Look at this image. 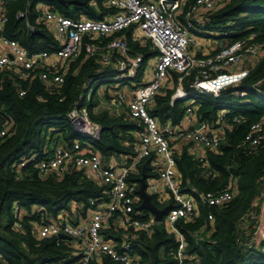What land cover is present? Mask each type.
Masks as SVG:
<instances>
[{"label": "trees", "instance_id": "1", "mask_svg": "<svg viewBox=\"0 0 264 264\" xmlns=\"http://www.w3.org/2000/svg\"><path fill=\"white\" fill-rule=\"evenodd\" d=\"M67 1L76 3L69 8L71 6L64 7L55 0H0L7 17L4 35L19 42L30 52L53 51L57 43L52 30L43 23L37 24L40 19L38 5L49 4L53 11L72 19L83 15L89 19L102 20L112 12L105 7V0H93L95 8L89 5L92 0ZM25 11L27 21L36 28L33 33L25 26V20L17 17ZM201 28L205 33L197 35L193 32L195 37L225 32L226 36L219 35L225 43L247 39L260 45L263 52L260 61L253 67L243 69L236 79L221 85L218 98L192 95L171 103L178 86L190 92L197 71L183 77L180 83V75L169 72L167 90L163 93L159 91L148 108V114L160 125L169 121L173 126H180L187 108L194 109L197 123H206L213 130L223 125L219 150L203 149L204 163H199L190 155L191 144L169 142L174 150L181 189L194 188L215 193L221 191L231 177L236 178L238 194L230 203L220 209H211L199 203L195 218L188 222H177L188 245L185 264H264V245L258 249H248L247 245L236 241L238 236L247 238L250 234V228L241 230L239 223L250 211L257 197L259 180L264 175V146L254 152L244 153L238 145L250 126L264 118V101L253 95L235 97V92L245 89H258L264 93V83L256 86L264 77V0H226L207 16ZM131 31L126 29L117 36L127 41L132 55L143 56L144 67L145 62L154 57L156 52L149 43L133 40ZM67 66L59 88L42 82L38 77L39 71L26 80L8 71L1 79L0 128L7 120L12 128L8 135L0 138V263H78L79 256L73 253L71 240L56 237L38 239L33 226L42 219L54 220L61 212L70 213L72 204L76 205L78 211L84 212L90 207V199L107 197L108 188L87 179L82 171L61 177L51 174L41 178L35 168L40 159L51 153L53 145L62 143L69 146L74 141L85 140L75 131L67 117L75 103L86 106L90 119L101 128L99 139L92 141L90 148L101 156L104 163L114 156H134L129 144L136 141L133 133L137 125L127 118L126 110L113 104L104 110L99 109L103 100L108 103L112 101L107 90L97 95L96 89L115 76L112 67L101 66L95 59L85 58L83 54L68 61ZM141 76L140 69L135 79L123 80L121 84L140 85ZM222 76L214 75L212 79L215 81ZM20 91L24 92L23 96H19ZM87 95H91L88 101ZM220 113L223 114L221 121ZM234 118H239L240 122L233 123ZM33 156L36 158L32 161L30 159ZM24 161L28 162L20 166ZM142 173L147 179L156 178L149 159L139 164L138 173L131 175L129 182L139 188ZM153 203L157 205L155 200ZM14 204L24 212L20 217L13 216ZM209 214L214 218L211 223L213 232L208 239L203 237L200 241L195 236L206 225ZM147 218L143 214L137 216L141 221ZM126 231L123 235H130L131 231ZM123 235L122 231L117 234V241ZM132 246L138 256L136 264H174L175 240L162 224L154 225L150 236L138 232ZM91 264L116 263L103 257Z\"/></svg>", "mask_w": 264, "mask_h": 264}, {"label": "built area", "instance_id": "2", "mask_svg": "<svg viewBox=\"0 0 264 264\" xmlns=\"http://www.w3.org/2000/svg\"><path fill=\"white\" fill-rule=\"evenodd\" d=\"M226 0H105V7L112 10L102 20H93L80 15L77 19L63 16L52 10L49 4H40V19L50 28L55 37L57 47L53 51L30 52L19 42L4 35L7 17L0 5V82L4 73L14 72L19 79L26 80L39 71V79L55 88H59L68 70V61L84 55L95 59L101 66L112 67L115 82L135 79L140 69L143 56L132 55L127 41L117 34L131 29L133 40L149 43L156 54L151 65L149 79L135 87L129 99L122 91L116 92L113 105L125 109L127 118L137 124L135 142L132 144L134 156L120 157L119 162L109 159L104 163L101 156L90 148L92 141L100 137L101 128L89 116L86 106L75 103L67 117L75 131L84 141H74L69 146L62 143L53 145L50 154L40 159L35 168L39 177L46 178L50 174H71L82 171L84 176L99 182L108 188L104 199H90V206L95 213L80 223L73 224L61 213L54 220H40L35 225L38 239L65 235L73 242V253L79 256L77 264H91L103 257L116 264H136L137 253L133 252L132 242L137 239V233L147 236L152 233L153 221L137 219L136 205L137 185L129 182L131 175H136L139 164L149 159L152 171L168 192L172 208L167 211L164 220L165 229L175 238L173 254L174 264H185L187 261V243L177 227L179 220L191 221L198 213V204L211 209H220L230 203L238 194L236 178L231 177L227 185L218 192L205 193L194 188L181 189L175 167L174 150L169 142L182 141L190 145V155L199 163H204L202 149L218 151L223 133L222 124L218 129H211L206 123H197L194 109L187 108L183 117L184 128L170 123L160 125L148 114V108L154 97L168 81L169 72H175L180 77V83L188 74L197 71L190 85V92H184L181 87L175 89L171 103L185 100L192 95H209L218 98L221 85L212 79L222 73L232 74L245 66L253 67L262 57V48L256 43L242 39L233 43L226 42L215 53L196 58L189 49L196 43L193 32L202 35L201 28L208 15L214 12ZM89 5L95 8L92 0ZM27 12L19 13L18 18L25 20V26L30 32H35V26L27 21ZM226 36L225 32L218 33ZM264 83V77L256 86ZM24 92L20 91L19 96ZM253 95L264 101V93L258 89H245L235 92V97L245 98ZM220 121L223 114H219ZM182 121V122H183ZM239 118L233 123L238 124ZM195 123V124H194ZM198 126V128H197ZM8 120L0 128V138L11 131ZM221 129L222 133L218 130ZM264 146V118L253 123L244 135L238 148L244 153H251ZM46 153H44L45 155ZM36 157H31L34 160ZM24 161L20 166H24ZM146 192L157 202H162L160 191L153 184L146 186ZM12 213L15 218L22 214L20 207L14 204ZM118 216L119 227L130 230L131 233L121 243H114L102 236L103 229ZM213 215L207 216V223L202 231L213 232ZM241 230L250 228L247 238L238 236L237 243L247 245L248 249H258L264 245V175L259 180L257 197L240 223ZM196 239L203 237L197 234ZM59 239V238H58ZM264 247V246H263ZM78 251V252H77Z\"/></svg>", "mask_w": 264, "mask_h": 264}, {"label": "crops", "instance_id": "3", "mask_svg": "<svg viewBox=\"0 0 264 264\" xmlns=\"http://www.w3.org/2000/svg\"><path fill=\"white\" fill-rule=\"evenodd\" d=\"M69 7V6H68ZM209 37H200V36H196L195 39H196V43H195V46L194 47H191L189 49V53L195 57H205V56H208V55H211L213 53H215L216 51H218L221 46L223 44H225L224 40L220 39L219 37V34L217 32L215 33H209ZM133 39V38H132ZM0 50H2L0 48ZM155 57V56H154ZM154 57L152 58H149V60L147 62H150L149 65L147 66V63L144 64V67H140L141 69V73H142V76H141V81L139 82V84H143L145 83L149 77L152 75L151 74V63H153L154 61ZM249 67L248 65L245 66V68ZM139 69V70H140ZM242 70L241 69H238V73H240ZM216 83V82H215ZM122 85V84H121ZM138 85V84H137ZM136 84H131L130 83V86L129 85H125L123 84L121 87V90L119 91H122L124 93V95L126 96V99H129L131 93L133 92V90L135 89V87L137 86ZM166 85L167 83L162 87V89L160 90L161 93H163L166 89ZM108 91V94L110 95V92L112 90L110 89H106ZM182 91L186 92L185 89L181 88ZM118 92V91H117ZM160 93V94H161ZM150 107V106H149ZM197 122V121H196ZM167 123H170L169 121ZM166 123V124H167ZM136 124V123H135ZM171 124V123H170ZM195 124V123H194ZM137 125V124H136ZM172 125V124H171ZM137 127V126H136ZM186 127V125H185ZM220 133H222L221 129L218 130ZM133 136L135 137V132L133 133ZM131 145V148H132V144H129ZM133 150V149H132ZM203 150V149H202ZM203 154V152H202ZM120 157H111L110 159H114L115 162L117 163L119 160ZM122 158V157H121ZM124 158V157H123ZM153 172V171H152ZM138 173V171H137ZM154 174H156L155 172H153ZM146 178V176H145ZM149 184H153L154 186H156V188L160 191L161 193V196H162V202L159 203L155 200V203L157 205H154L159 208V209H163L164 207L168 206L171 204V199H170V196L168 194V192L165 191V189L163 188L162 184L159 182V180L157 179V175H156V178H152V179H147L146 178V186L149 185ZM150 196V195H149ZM138 197V196H137ZM151 197V196H150ZM154 198V197H153ZM151 197V199H153ZM139 199V198H138ZM154 200H152L154 202ZM140 205V202L139 204L136 205L135 209H136V212H138L137 215H140V214H143V215H147L148 216V221L151 222L153 221V225L151 227V230L153 232V227L154 225L156 224H162L164 225V220H165V215H163L162 217V221L161 223H157L154 219V215H152L151 213H149L148 211L146 210H142V211H137V207ZM172 205V204H171ZM173 206V205H172ZM95 208L90 206L89 208H87L84 212L83 211H78L77 208H76V205L72 204L71 207H70V213H67V212H61V213H64V214H61V218L64 216L65 218L69 219V221L73 224H77V223H80L81 221L83 220H86V219H89L94 213H95ZM144 211H146L147 213H145ZM118 216H116L113 220H111L108 225L103 229L102 231V236L105 238V239H108V240H111L112 242L114 243H121V241H123V239H125V237L127 236V234L123 235L124 232H127L125 229L119 227L118 225ZM50 220V219H49ZM35 223L33 224L34 226V229H35ZM165 228V227H164ZM166 230V229H165ZM122 231V237H121V240L119 239V241H117V234H119L120 232ZM167 231V230H166ZM168 232V231H167ZM107 233H111V234H107ZM169 233V232H168ZM145 234V233H144ZM152 234V233H151ZM201 237H204V239H208L212 233H207L206 231H200L198 233ZM146 235V234H145ZM108 236H111V237H108ZM147 236V235H146ZM174 237V236H173ZM175 240V238H174ZM72 248H73V245H72ZM197 263V261H195ZM0 264H4V263H0Z\"/></svg>", "mask_w": 264, "mask_h": 264}, {"label": "water", "instance_id": "4", "mask_svg": "<svg viewBox=\"0 0 264 264\" xmlns=\"http://www.w3.org/2000/svg\"><path fill=\"white\" fill-rule=\"evenodd\" d=\"M55 1L63 5L64 7H68L76 3L75 1H67V0H55ZM137 194L140 199V205L137 207V211H142V210L148 211L149 213L154 215V219L157 223H161L163 215L166 214L167 211H169L172 208L171 204L164 207L163 209H159L153 204L151 197L146 192V178L144 173H142V176L139 178V188ZM58 238L64 240L69 239L65 235H59Z\"/></svg>", "mask_w": 264, "mask_h": 264}, {"label": "rangeland", "instance_id": "5", "mask_svg": "<svg viewBox=\"0 0 264 264\" xmlns=\"http://www.w3.org/2000/svg\"><path fill=\"white\" fill-rule=\"evenodd\" d=\"M69 8H72V6L69 7ZM145 63H147V66H148L150 62H145ZM243 69H245V67ZM243 69H241V70H243ZM238 74H239L238 71H234L232 74H230V73H222V75H224V76H222L220 78L218 77L217 80H215L214 82H216V84L223 85V84H225L228 81H233L234 79H236L237 76H238ZM104 83L105 84H100V86L98 85V88H96V89H98L97 95L103 94L104 92H106V89H110L112 91L110 92V95L108 94L109 95L108 97H110V99L113 100L115 98V96H116V92L119 91V90H121V88H122L121 87V82H115L112 79H108ZM88 94H90V93H88ZM86 97H87L86 99L88 101L91 98V95H87ZM110 104L112 105L113 102L111 101L110 103H108L107 101L103 100L102 103L99 106V109L100 110H104V109L108 108L110 106ZM184 127H185V123L183 121L182 122V125L180 126V128H184ZM55 176L60 177L59 175H55ZM22 213H24V212H22Z\"/></svg>", "mask_w": 264, "mask_h": 264}]
</instances>
